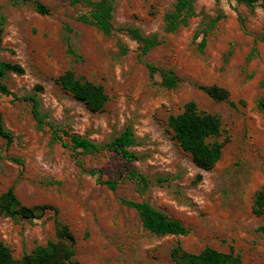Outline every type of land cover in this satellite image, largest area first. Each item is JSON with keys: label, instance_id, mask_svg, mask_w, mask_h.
<instances>
[{"label": "rangeland", "instance_id": "374dc122", "mask_svg": "<svg viewBox=\"0 0 264 264\" xmlns=\"http://www.w3.org/2000/svg\"><path fill=\"white\" fill-rule=\"evenodd\" d=\"M36 1L48 11H36ZM110 3L114 29L107 35L78 19L88 9L81 2L0 0V59L22 68L3 78L18 98L0 94L2 123L12 133L8 144L0 137V194L12 186L21 205L55 206L57 219L74 235L81 264H175L170 251L176 243L191 252L232 247L240 264H264V213L252 210L255 191L264 187L263 111L257 105L264 93L263 10L235 0H193L188 24L168 31L164 15L175 0ZM121 27L159 42L141 54ZM202 28L205 44L199 47ZM147 63L171 70L177 85H161ZM67 69L103 85L101 109H90L57 83ZM213 84L225 88L233 104L201 88ZM28 95L37 100L39 119ZM187 101L221 122V154L209 169L193 162L167 125ZM126 126L136 140L129 146L137 156L132 160L107 146L73 148L67 135L103 145ZM131 168L146 177L145 189L126 176ZM105 180H115V188ZM127 200L149 203L188 232H148ZM54 216L52 210L28 219L0 215V239L20 258L54 238Z\"/></svg>", "mask_w": 264, "mask_h": 264}, {"label": "trees", "instance_id": "16d2710c", "mask_svg": "<svg viewBox=\"0 0 264 264\" xmlns=\"http://www.w3.org/2000/svg\"><path fill=\"white\" fill-rule=\"evenodd\" d=\"M18 2V0H13ZM193 0H175L173 9L164 15L165 29L168 31L176 30L188 24V18L193 14ZM247 6L257 5L264 12V0H235ZM70 2H81L88 7L87 11L80 14L78 19L96 25L104 34H110L114 29L111 22V3L110 0H70ZM35 9L40 13H46L48 9L40 2H35ZM214 21V20H213ZM4 16L0 11V34L3 29ZM137 41L141 54H145L152 46L159 41L155 35L144 36L133 28H122ZM207 29L202 28L203 36L199 41V47L205 44V33ZM264 40V31L258 36ZM124 52L125 48L122 47ZM147 68L151 75L160 76V84L165 87H174L178 83V78L169 69L154 66L147 63ZM9 72L21 73L22 68L16 63H11L0 59V94L9 95L13 99L18 96L3 81ZM57 83L65 90L69 91L76 99L82 101L92 110L101 109L107 100V94L100 83H95L82 76H76L74 71L67 69L56 79ZM264 91V76L260 82ZM207 95L216 101H228V91L218 85L201 87ZM31 102L32 113L38 118L37 100L33 95L24 96ZM259 109L263 111L264 123V93L257 103ZM39 119V118H38ZM167 125L173 133L181 148L190 154L193 162L203 169L211 168L219 159L223 141L218 140L221 132V122L217 114L200 110L193 101H187L182 110L176 114H170L167 118ZM69 135L73 148H79L86 152H96L102 147L107 146L122 158L132 160L137 158L136 154L129 149L135 144L136 140L130 127L126 126L108 144L97 145L85 137L77 134ZM0 137L6 143L12 141V133L7 130L2 123L0 113ZM18 161L17 158L13 159ZM91 174L96 170L91 169ZM126 176L134 181L140 189L148 186L146 177L131 168ZM96 180L100 182L99 175ZM106 186L113 189L116 186L115 180H105ZM126 204L134 207L138 212L142 227L150 233L156 235L164 234H185L188 229L178 220L168 217L145 201L127 200ZM40 211L37 213V211ZM46 210L54 213V238L49 239L45 244L35 246L30 252L24 253L20 258H14L10 249L0 239V264H81L74 258L75 238L67 225L60 223L56 217L57 208L50 204L27 207L21 205L16 197L13 187H8L0 194V215L11 218H36ZM252 210L255 214L264 213V187H260L254 193ZM170 257L175 264H240L241 257L231 247L228 251H221L212 247H204L198 252H191L183 249L176 243L170 251Z\"/></svg>", "mask_w": 264, "mask_h": 264}]
</instances>
